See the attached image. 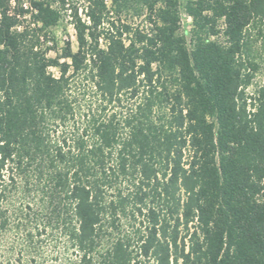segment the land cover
Listing matches in <instances>:
<instances>
[{"label": "trees", "instance_id": "16d2710c", "mask_svg": "<svg viewBox=\"0 0 264 264\" xmlns=\"http://www.w3.org/2000/svg\"><path fill=\"white\" fill-rule=\"evenodd\" d=\"M261 49L264 0H0V264H264Z\"/></svg>", "mask_w": 264, "mask_h": 264}, {"label": "rangeland", "instance_id": "374dc122", "mask_svg": "<svg viewBox=\"0 0 264 264\" xmlns=\"http://www.w3.org/2000/svg\"><path fill=\"white\" fill-rule=\"evenodd\" d=\"M183 1L184 0H180L181 5L183 4ZM132 22L134 24H137L140 22V19H133ZM191 30H192L191 19L184 13L183 8L181 7L180 8V33L186 37L187 42L190 40ZM53 34L55 36V39L59 47L63 45V42L65 40L70 39L72 46L74 48L75 46L74 31L69 25V19L67 17V14H64L62 22L59 24L58 27H56L53 30ZM50 56H53V53H50ZM259 62H260V68L254 78L252 87L248 89L249 92H251L253 88H255L256 85H259L260 82L264 78V49L260 50ZM9 242L10 240H8V243ZM0 254H2V248H0ZM75 263L76 261L73 257H70V259L69 258L63 259V258L56 257L55 254L46 252L43 256L35 259V261L32 264H75Z\"/></svg>", "mask_w": 264, "mask_h": 264}]
</instances>
